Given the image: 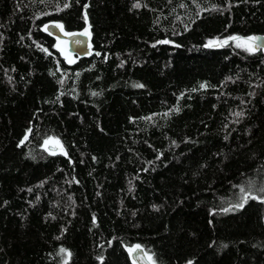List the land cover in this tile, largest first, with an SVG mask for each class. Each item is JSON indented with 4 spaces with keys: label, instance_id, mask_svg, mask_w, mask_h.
Wrapping results in <instances>:
<instances>
[{
    "label": "trees",
    "instance_id": "trees-1",
    "mask_svg": "<svg viewBox=\"0 0 264 264\" xmlns=\"http://www.w3.org/2000/svg\"><path fill=\"white\" fill-rule=\"evenodd\" d=\"M261 34L264 0H0V264H264Z\"/></svg>",
    "mask_w": 264,
    "mask_h": 264
},
{
    "label": "water",
    "instance_id": "water-1",
    "mask_svg": "<svg viewBox=\"0 0 264 264\" xmlns=\"http://www.w3.org/2000/svg\"><path fill=\"white\" fill-rule=\"evenodd\" d=\"M45 30L49 34L51 33V35L57 39V45H59L60 48L67 50L70 57L75 56L77 58H81L84 57V55L98 54L92 52L91 46L88 41V38H90L89 33L85 29L80 32L85 33L84 35H80V33L75 32H73V34L75 35H67L65 33H62L61 29L56 27L55 24H47ZM251 36L258 37L259 39L256 43L262 46L261 48H257L254 51H260L264 54V34ZM129 257L131 260L134 261L135 264H151V262L146 259V255L143 248H136L132 250L129 254Z\"/></svg>",
    "mask_w": 264,
    "mask_h": 264
},
{
    "label": "snow or ice",
    "instance_id": "snow-or-ice-1",
    "mask_svg": "<svg viewBox=\"0 0 264 264\" xmlns=\"http://www.w3.org/2000/svg\"><path fill=\"white\" fill-rule=\"evenodd\" d=\"M68 5L66 4L65 7H67ZM140 5L137 3V4H134L133 7H139ZM183 6V5H182ZM56 27L58 28H63L62 25H59L57 24ZM51 34V33H50ZM67 35H75L73 33H66ZM85 33H80V35H84ZM228 39L230 40H233V41H237L238 43L236 44L237 47H241L243 46L245 48L246 51L248 52H253L254 50H256L257 48H261L262 46L258 43H256L258 41V37H255V36H251V37H248L246 39L244 38H241V37H238V36H232V37H229ZM162 43H168V41H162ZM215 42L214 41H209V46L213 45ZM228 43V40H224L221 42V44H224L226 45ZM66 59H68V57H65ZM69 62H71L69 60ZM139 87H143V85H138ZM201 87H205V85H201ZM93 95H95V93H93ZM237 115H241L240 113H237ZM27 136H25V140H27ZM49 141H45V143L47 144ZM23 143V141L21 142ZM56 143L58 144L59 142L56 141ZM240 192L243 193L244 195L242 196V200H244L245 202L247 201L249 195H250V192L249 193H245V189L244 187H241L240 188ZM252 199H255L256 197L255 196H252L251 197ZM239 206H242V205H239ZM137 248H139V245L136 246ZM61 251L63 252L64 250L61 249Z\"/></svg>",
    "mask_w": 264,
    "mask_h": 264
},
{
    "label": "rangeland",
    "instance_id": "rangeland-1",
    "mask_svg": "<svg viewBox=\"0 0 264 264\" xmlns=\"http://www.w3.org/2000/svg\"><path fill=\"white\" fill-rule=\"evenodd\" d=\"M57 43H58V41H57ZM57 43H56V45H57ZM57 46H59V45H57ZM241 47L244 48L243 46H241ZM59 48H60V46H59ZM60 49H61L62 54L64 55V57H68V60H70V61L73 59L72 56L71 57L69 56L67 50H64L62 48H60ZM47 141H49L47 144L45 142H43L42 143V146H41V148H43L45 151H47L48 153L49 152H53V153H60V152H62V148H61L60 144L59 143L58 144L56 143L57 140H55V139H53L51 137ZM136 248L137 247H134V248L131 247L130 250H129V253L132 250L136 249ZM146 259H148L150 261V259L147 256H146Z\"/></svg>",
    "mask_w": 264,
    "mask_h": 264
}]
</instances>
